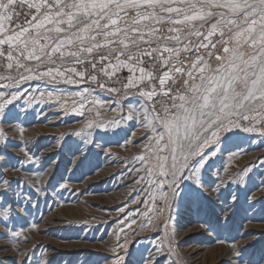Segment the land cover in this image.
Masks as SVG:
<instances>
[{"label":"rangeland","instance_id":"1","mask_svg":"<svg viewBox=\"0 0 264 264\" xmlns=\"http://www.w3.org/2000/svg\"><path fill=\"white\" fill-rule=\"evenodd\" d=\"M101 82L117 91L29 81L0 113V179L9 182L0 203L11 209L0 222V264H264L260 129L228 134L199 174L200 194L166 207V189L137 182L145 173L136 156L148 144L141 103L122 83ZM79 91L84 109L78 99L63 100L66 110L48 101Z\"/></svg>","mask_w":264,"mask_h":264},{"label":"snow or ice","instance_id":"2","mask_svg":"<svg viewBox=\"0 0 264 264\" xmlns=\"http://www.w3.org/2000/svg\"><path fill=\"white\" fill-rule=\"evenodd\" d=\"M101 78L141 103L148 144L136 156L145 173L137 182L166 189L158 197L166 207L199 195L222 139L258 128L264 137V0H0V113L29 81L117 91ZM67 99L85 108L83 91L48 95L65 110ZM0 212L3 222L11 209L0 203Z\"/></svg>","mask_w":264,"mask_h":264},{"label":"bare ground","instance_id":"3","mask_svg":"<svg viewBox=\"0 0 264 264\" xmlns=\"http://www.w3.org/2000/svg\"><path fill=\"white\" fill-rule=\"evenodd\" d=\"M247 156H249V155H247ZM250 157L252 158V155H251ZM250 157H249V158H250ZM253 157H254V156H253ZM244 158H245V157H244ZM245 160H246V159H245ZM247 160H249V159H247ZM252 160H253V159H252ZM116 173H117V172H116ZM106 176H107V174H106ZM108 176H109V175H108Z\"/></svg>","mask_w":264,"mask_h":264}]
</instances>
